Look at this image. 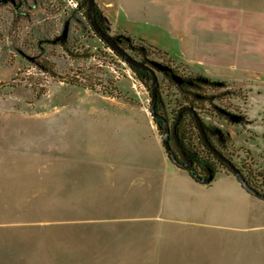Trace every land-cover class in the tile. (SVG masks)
Instances as JSON below:
<instances>
[{
  "label": "rangeland",
  "instance_id": "obj_1",
  "mask_svg": "<svg viewBox=\"0 0 264 264\" xmlns=\"http://www.w3.org/2000/svg\"><path fill=\"white\" fill-rule=\"evenodd\" d=\"M21 1L26 6L19 13L11 3L0 5V264H264V200L231 189L218 175L211 185L190 176L195 208L171 224L145 218L135 197L122 202L113 195L124 189L105 179L103 139L126 131L129 119L154 123L150 87L96 35L77 0ZM97 1L115 28L135 32L138 13L170 27L191 19L226 47L240 15L264 13V0ZM104 26L113 36L128 35L112 29L111 19ZM63 32L74 52L92 57L69 56L60 45ZM149 58L189 75L172 58ZM46 60L57 76L41 71ZM257 68L250 82L262 84L264 67ZM158 79L173 118L185 100L167 76L158 72ZM261 89L204 86L218 96L214 105L247 118L241 124L218 115L215 106L199 110L204 122L234 134L227 157L256 172L264 171V99L250 97Z\"/></svg>",
  "mask_w": 264,
  "mask_h": 264
},
{
  "label": "crops",
  "instance_id": "obj_2",
  "mask_svg": "<svg viewBox=\"0 0 264 264\" xmlns=\"http://www.w3.org/2000/svg\"><path fill=\"white\" fill-rule=\"evenodd\" d=\"M114 1L123 5L126 2ZM97 3L99 4L98 1ZM151 8L155 13L156 9ZM105 14L107 19H111L112 29L124 30V33L130 36L146 40L167 53L174 62L183 65L189 72L203 75L212 81L264 87V83L250 82V77L259 74L257 67H264V13L254 10L239 16L240 27L234 33L232 47L219 45L217 36L211 38L210 30L198 26L191 19L185 20L183 25L170 27L168 23L163 25V20L160 22L161 18L158 16L152 18L138 13V28L131 32L126 27L115 28L112 16L108 11H105ZM167 15L164 18L171 20V15ZM263 90L255 92L250 99H264ZM123 112L125 115H136L128 110ZM129 120L130 123L123 132L124 136L121 133L114 135L113 139H103L106 141L105 179L112 181L111 186L124 189L113 194L121 198L122 202L125 197H135L139 205L137 211L144 213L145 218H158L161 222L174 223L173 221L179 219L178 213L195 208L196 203L189 191L196 188L195 181L193 182L187 171L171 161L155 121L144 123L135 119ZM230 134L233 137L234 134ZM100 138L102 137L98 139L101 140ZM217 175V178L226 181L231 189L243 188L235 175L225 170L219 171ZM161 213L164 216H161Z\"/></svg>",
  "mask_w": 264,
  "mask_h": 264
},
{
  "label": "trees",
  "instance_id": "obj_3",
  "mask_svg": "<svg viewBox=\"0 0 264 264\" xmlns=\"http://www.w3.org/2000/svg\"><path fill=\"white\" fill-rule=\"evenodd\" d=\"M77 4H78L77 8L84 9V15L87 16L88 2L86 0H77ZM98 10L99 9L97 6L96 11H95V16L98 19V21H100V18H102L103 21L105 20V22H108L107 17L103 15L100 12V10L99 11ZM125 36L130 37V40L125 39L121 43L122 47L125 48L127 51L131 50L136 56L141 57V61H143L147 65L152 66L151 62L155 61L149 58L150 54L163 55V56L169 57L167 53L163 52L161 49L150 44L149 42H147L146 40L142 38L130 36V35H125ZM67 39H68V34L63 32L61 36L60 45L69 54V56L74 57V58L92 57L91 53L79 54L78 51L77 53L74 52V49H71V47L68 46V44L66 43ZM39 64H40L39 68L41 69V71L50 73L53 76H57L54 65L50 60H46L45 62L41 61L39 62ZM165 65H168L169 67H171L172 68L171 71H159L158 70V72H161L165 76H167L179 89V92L181 93L182 98L185 100L184 104L180 107V109L186 106H191L195 108L196 110H205L207 106H215L217 108L218 115L227 119V117H225V112H223V111H226V109H222L221 107L214 105V102L216 98H218V96L208 95L207 92L204 90V86L225 88V86H227L228 83L222 82L220 85H218L217 81H212L211 79L203 75L193 73V72H189V75H179L177 70L173 66V64L169 63ZM131 69L143 83H145L147 86L151 88L152 77L148 71L133 68V67H131ZM170 72L172 74L175 73L179 75L181 78H183L184 81L179 83L173 80ZM62 80L65 81L64 79ZM67 82H70V81H67ZM110 85H111L110 88L111 87L113 89L115 88L113 87L111 83ZM107 92L110 93L109 91ZM38 95L41 96L40 93H38ZM158 95L159 97L157 101V111L160 114H166V109L164 107V103L160 96L159 87H158ZM180 109H178L177 111L178 113ZM166 117L168 118L167 114H166ZM239 117L243 121L246 120V117L244 116H239ZM242 122H239V123L241 124ZM155 123L159 127V130H161L159 121H155ZM204 126H205V130L207 132L209 140L212 143H214L213 141L215 140L219 144V147L221 149L225 150L227 146L233 142V137L230 134V132L225 131L224 129H221L214 125H207L204 123ZM176 133L179 136V140L184 150L193 159V165L190 168L185 169L180 166L178 167L187 171L189 175L195 181L203 185H211L215 181L217 174L221 170H225L226 172H229L235 175L228 168L227 165L222 163L216 156L213 155V153H211L208 150L203 138L200 135L195 118L191 111L189 110L183 111V116H182L181 122L176 128ZM173 141H174V137H171V145H172V148L175 149L174 144H172ZM240 169L245 174V177L247 181L249 182V184L255 187L256 189H258L259 191H261L262 193H264V191L262 190L263 189L262 187H264V171L256 172L254 169H252L251 166H244V167H241ZM58 213H61L60 209H58Z\"/></svg>",
  "mask_w": 264,
  "mask_h": 264
},
{
  "label": "water",
  "instance_id": "obj_4",
  "mask_svg": "<svg viewBox=\"0 0 264 264\" xmlns=\"http://www.w3.org/2000/svg\"><path fill=\"white\" fill-rule=\"evenodd\" d=\"M5 2H8V0H4ZM88 2V8H87V17L88 20L96 33V35L106 44L108 45L117 55L122 57V59L128 63L129 66L137 69H142L145 71H148L149 74L152 77V83H151V105H150V111L152 113V116L154 118V121L162 122L160 123L161 126L164 127V131L162 134V142L165 147V150L167 151L169 158L173 161V163L177 166L183 167L185 169L190 168L193 165V160L188 154L185 152L180 140L179 136L176 133L177 124L180 121V118L183 114V111L189 110L193 113V116L195 118L197 127L199 129L200 135L203 138L205 145L210 148V150L218 157L220 158L225 164H227L228 168L235 174L238 181L241 183V185L252 195L259 197L264 200V193L256 189L255 187L251 186L249 182L247 181L245 174L242 172V170L231 160L226 158L222 152H220L209 140L207 132L205 130L204 121L201 117V115L198 113V111L191 107L186 106L179 110L178 118L176 123L173 125V128L171 129L169 120L161 115L157 111V101H158V85H159V79H158V70L159 71H171V67L168 65H165L158 61L151 62V65L145 64L143 61L136 59L127 51L125 48H123L119 42L124 37L126 40H130V37H127L125 35H119V36H113L110 33H108L104 28L99 24L96 16L95 11L98 6L96 0H86ZM156 69H155V68ZM172 79L181 83L183 82V78H181L179 75L173 73ZM218 84H221L219 82ZM229 113V112H228ZM231 120L238 121L239 118L229 113ZM171 134H173L176 144L178 148L181 150L182 155L184 157V162H181L175 155V152L171 146L170 139Z\"/></svg>",
  "mask_w": 264,
  "mask_h": 264
},
{
  "label": "flooded vegetation",
  "instance_id": "obj_5",
  "mask_svg": "<svg viewBox=\"0 0 264 264\" xmlns=\"http://www.w3.org/2000/svg\"><path fill=\"white\" fill-rule=\"evenodd\" d=\"M2 3H6V4H8V3H11L13 6H14V8H15V10H16V13H19L20 11H22L23 10V8L26 6V3L24 2V1H18V0H8V2H5L4 0H0V5L2 4ZM98 20V19H97ZM99 22V24L104 28V30H106V28H105V26H104V24H105V20L103 21V19L102 18H100V21H98ZM106 31H108V30H106ZM117 36H119V35H117ZM125 40V38L123 37L121 40H120V42H119V44L121 45V43L123 42ZM108 46V45H107ZM122 46V45H121ZM109 47V46H108ZM170 74H171V76H172V73L170 72ZM219 83V82H218ZM222 83V82H221ZM218 85H220V84H218ZM198 111V113H199V110H197ZM200 111H202V110H200ZM223 112H225V117H227V120H229L230 122H232V123H236V124H240L239 122H242L243 120H241V118L239 117V116H244V115H236V114H234V113H232V112H230L229 110H226V111H223ZM231 113L232 115H234V116H236V117H238L239 118V120L238 121H233V120H231V118H230V115H229V113ZM166 114H167V116H168V118L166 117ZM166 114H161V115H163V116H165L168 120H169V123H170V127H171V129L173 128V125L176 123V121H177V118H178V112H176V115L175 116H173V118L170 116V113L167 111V109H166ZM182 116H183V114H182ZM182 116H181V118H180V121L178 122V124H177V126L179 125V123L181 122V119H182ZM245 117V116H244ZM226 119V118H225ZM246 120H247V118H246ZM245 121V120H244ZM243 121V122H244ZM242 122V123H243ZM161 124H162V122H160ZM205 124H207L206 122H204ZM207 125H209V124H207ZM214 126H216V125H214ZM218 127V126H217ZM160 129L162 130V134H163V131H164V127L163 126H161L160 125ZM171 137H174L173 136V134H171ZM214 143H212L220 152H222V154L226 157V158H228V159H230L229 157H227V155H226V153H225V151L223 150V149H221L220 147H219V144L214 140L213 141ZM170 143H171V139H170ZM172 144H174V148L175 149H173L174 150V152H175V155H176V157L181 161V162H184V157H183V155H182V152H181V150L178 148V146H177V144H176V141H175V138H174V141L172 142ZM172 146V145H171ZM207 147V146H206ZM208 148V150L211 152V153H213L211 150H210V148L209 147H207ZM186 152V151H185ZM187 153V152H186ZM188 154V153H187ZM213 155L214 156H216L214 153H213ZM188 156H190L189 154H188ZM191 157V156H190ZM217 157V156H216ZM192 158V157H191ZM218 158V157H217ZM171 159V158H170ZM222 163H224L220 158H218ZM193 160V159H192ZM232 160V159H231ZM233 161V160H232ZM234 162V161H233ZM225 164V163H224ZM225 165H227V164H225ZM240 168V167H239Z\"/></svg>",
  "mask_w": 264,
  "mask_h": 264
},
{
  "label": "built area",
  "instance_id": "obj_6",
  "mask_svg": "<svg viewBox=\"0 0 264 264\" xmlns=\"http://www.w3.org/2000/svg\"><path fill=\"white\" fill-rule=\"evenodd\" d=\"M77 5V4H76Z\"/></svg>",
  "mask_w": 264,
  "mask_h": 264
}]
</instances>
